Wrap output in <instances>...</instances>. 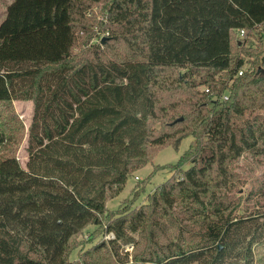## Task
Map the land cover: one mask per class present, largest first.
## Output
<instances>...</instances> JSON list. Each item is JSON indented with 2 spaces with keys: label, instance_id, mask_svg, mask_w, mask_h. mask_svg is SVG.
I'll return each instance as SVG.
<instances>
[{
  "label": "trees",
  "instance_id": "trees-1",
  "mask_svg": "<svg viewBox=\"0 0 264 264\" xmlns=\"http://www.w3.org/2000/svg\"><path fill=\"white\" fill-rule=\"evenodd\" d=\"M92 1L13 0L0 25V264H93L69 260L74 238L187 137L180 170L107 231L147 234L132 264H254L264 211L235 215L236 170L245 156L264 164V46L250 43L264 0H108L128 51L110 58L73 53ZM16 100L33 102L25 168ZM165 224L176 234L162 242Z\"/></svg>",
  "mask_w": 264,
  "mask_h": 264
},
{
  "label": "rangeland",
  "instance_id": "rangeland-1",
  "mask_svg": "<svg viewBox=\"0 0 264 264\" xmlns=\"http://www.w3.org/2000/svg\"><path fill=\"white\" fill-rule=\"evenodd\" d=\"M13 0H0V25L5 20L8 6ZM108 0L92 1L86 5L82 12L77 13L74 21L75 44L73 53L80 55L82 52L100 53L106 58L112 54L127 55V47L124 43L125 35L122 34L123 24L110 20ZM263 36L250 42L256 46H264V26L261 28ZM112 37V38H111ZM111 38V39H110ZM109 39L110 48L104 45V40ZM249 43V45H251ZM258 44V45H257ZM11 110L16 121L22 125V133L12 144L14 154L26 167L28 154L26 151L28 142L29 127L33 118V102L16 100L11 103ZM1 109V107H0ZM10 117V118H11ZM157 127V126H156ZM155 127V130H156ZM192 137L185 138L179 149L166 147L160 150L154 161L148 164L143 170L128 178L126 187L117 196L109 200L107 205L106 218L100 225H89L81 234L77 235L70 247L69 260L80 263L82 258L93 254V264H132L136 258L145 252L143 239L147 234L128 233L125 241H116L114 232L107 231V224L115 222L122 216L128 215L134 210H138L143 204L148 202L149 196L172 175L180 170L176 163L181 156L189 149ZM3 146L0 147V155L4 154ZM183 169H188L190 165H182ZM236 174L242 177L240 185L237 186L236 196L239 198L237 212L235 215L248 214L256 211H264V164L259 159L246 157L241 159L236 170ZM177 178V177H174ZM237 202V201H236ZM190 232L186 235L188 240L197 236L196 227L191 224L186 225ZM176 234L174 228L165 224L164 231L159 233L160 239L164 242L167 238H172ZM113 242V243H111ZM106 244V247H101ZM89 261V259H87ZM264 264V246L256 249L255 263Z\"/></svg>",
  "mask_w": 264,
  "mask_h": 264
},
{
  "label": "built area",
  "instance_id": "built-area-1",
  "mask_svg": "<svg viewBox=\"0 0 264 264\" xmlns=\"http://www.w3.org/2000/svg\"><path fill=\"white\" fill-rule=\"evenodd\" d=\"M240 74H242V72H240ZM208 91V90H207ZM225 99H227V96L224 97Z\"/></svg>",
  "mask_w": 264,
  "mask_h": 264
}]
</instances>
